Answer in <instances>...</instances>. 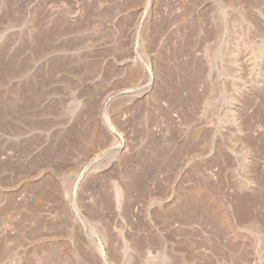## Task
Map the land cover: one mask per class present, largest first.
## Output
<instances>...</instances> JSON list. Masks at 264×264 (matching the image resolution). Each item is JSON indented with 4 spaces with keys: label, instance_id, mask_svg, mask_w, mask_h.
<instances>
[{
    "label": "rangeland",
    "instance_id": "rangeland-1",
    "mask_svg": "<svg viewBox=\"0 0 264 264\" xmlns=\"http://www.w3.org/2000/svg\"><path fill=\"white\" fill-rule=\"evenodd\" d=\"M0 264H264V0H0Z\"/></svg>",
    "mask_w": 264,
    "mask_h": 264
},
{
    "label": "bare ground",
    "instance_id": "bare-ground-1",
    "mask_svg": "<svg viewBox=\"0 0 264 264\" xmlns=\"http://www.w3.org/2000/svg\"><path fill=\"white\" fill-rule=\"evenodd\" d=\"M259 45H261V44H259ZM257 47H258V44H257ZM256 49H259V47L258 48H256ZM260 49H262V48H260ZM259 49V50H260ZM258 50V51H259ZM262 51V50H261ZM260 51V52H261ZM256 52V51H255ZM260 52H258L257 54H256V56L254 57V59H253V62L255 63V60L258 58V56L259 55H261L260 54ZM254 56V55H253ZM263 56V55H262ZM257 61H258V59H257ZM259 62V61H258ZM252 63V62H251ZM257 63V62H256ZM256 67H257V64H254ZM252 67H253V64H252ZM255 70V69H254ZM257 70H258V68H257ZM257 70H255V72H257ZM259 72V71H258ZM260 73V72H259ZM259 73H257V74H259ZM258 75H255V77H257ZM259 76H260V74H259ZM235 118V117H234ZM234 118H232V120L234 119ZM235 120V119H234ZM234 120H233V122H234ZM235 124H238V123H236V121H235ZM246 153V152H245ZM242 155V154H241ZM243 156H244V153H243ZM248 162V161H247ZM241 167V166H240ZM242 169V168H241ZM247 171V170H246ZM248 181V180H247ZM120 194V193H119ZM117 196V195H116Z\"/></svg>",
    "mask_w": 264,
    "mask_h": 264
}]
</instances>
